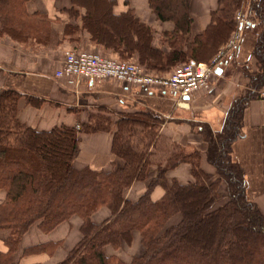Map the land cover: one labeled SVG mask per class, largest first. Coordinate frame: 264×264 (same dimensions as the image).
I'll return each instance as SVG.
<instances>
[{
    "label": "trees",
    "instance_id": "obj_1",
    "mask_svg": "<svg viewBox=\"0 0 264 264\" xmlns=\"http://www.w3.org/2000/svg\"><path fill=\"white\" fill-rule=\"evenodd\" d=\"M28 0H0V36L25 44L55 46L57 34L43 12H28ZM84 8L81 25L90 41L108 55L136 61L158 75L188 60L209 61L239 29L234 14L241 9L256 24L250 53L254 69L243 67L248 90L228 110L223 127L202 129L207 160L216 177L200 166L201 152L187 149L159 131L162 118L150 110L122 113L113 123L112 152L123 160L120 167H76L79 133L110 130V119L95 116L79 127L36 129L17 116L20 93L0 90V228L7 229L0 264H11L21 235L36 223L48 231L78 215L81 238L67 256L54 264H264V213L247 197L244 170L231 157V144L239 135L245 103L259 97L264 87V0H218L202 32L190 34V0H148L160 21L173 29L153 45L155 30L141 22L132 8L112 10L113 0H70ZM72 14L76 13L73 8ZM73 26L67 24L66 32ZM167 47V51L163 47ZM231 52L234 51H230ZM106 54V53H105ZM180 163L191 166L192 181L166 177ZM157 167L145 191L136 199L125 197L135 180L145 178L148 165ZM226 191L220 189L221 183ZM163 188L152 198L155 186ZM110 210L100 223L90 216L98 208ZM179 214L175 223L170 218ZM133 231L140 235L143 253L128 262L104 248H118ZM56 242L27 246L23 253L51 251Z\"/></svg>",
    "mask_w": 264,
    "mask_h": 264
},
{
    "label": "crops",
    "instance_id": "obj_2",
    "mask_svg": "<svg viewBox=\"0 0 264 264\" xmlns=\"http://www.w3.org/2000/svg\"><path fill=\"white\" fill-rule=\"evenodd\" d=\"M217 5L218 0H190L191 35L204 30L210 21V11ZM128 7L134 10L141 22L155 30L153 45H160L162 33L173 29L171 21L156 18L148 6V0H113L114 13L125 11ZM72 8L77 14L70 12ZM26 10L30 13L40 11L50 18V28L57 34L58 43L55 46L32 45L20 43L9 36H0V90L13 89L20 93L17 116L22 123L36 129L61 125L79 127L95 116L108 117L111 123L109 131L79 133L78 153L73 165L109 169L123 164V160L111 149L114 121L122 113L150 110L163 119L159 128L161 133L188 149L200 150L201 168L215 173V167L207 160V141L202 129L207 126L220 131L232 103L249 88L242 68H255L250 55L255 41L251 32L256 24L254 21L248 20L237 48L231 54L227 52L215 68H219L220 72L211 75L209 88L181 96L159 85L144 87L115 79L94 81L55 76L54 72L61 66L67 49L95 51L104 55H108V52L90 41L88 32L81 25L84 8L72 4L70 0H28ZM67 24L73 26L72 31L66 32ZM163 49L167 51L166 46ZM131 59L136 60V57ZM231 157L244 170L247 197L264 213V96L259 95L245 103L239 135L231 144ZM156 174L157 167L148 165L145 178L134 181L126 189L125 197L136 200ZM165 175L181 182L193 179L188 163L169 168ZM162 192L163 188L157 185L151 196L158 198ZM3 197L4 192L0 191V202ZM109 215L108 207L102 206L90 218L92 222L100 223ZM81 223L82 219L74 214L48 231L42 230L36 223L30 225L20 237L11 264H54L63 260L82 236ZM7 235L8 230L0 228V251L6 250L3 239ZM46 242H56V246L51 251L23 253L27 246ZM104 251L128 262L143 253L140 235L133 231L129 241L123 239L118 248L106 245Z\"/></svg>",
    "mask_w": 264,
    "mask_h": 264
},
{
    "label": "built area",
    "instance_id": "obj_3",
    "mask_svg": "<svg viewBox=\"0 0 264 264\" xmlns=\"http://www.w3.org/2000/svg\"><path fill=\"white\" fill-rule=\"evenodd\" d=\"M239 29L233 31L227 42L209 61L188 60L175 65L167 75H158L145 70L136 60L119 59L95 51H79L73 48L64 52L61 66L54 75L86 78L94 81L115 79L139 86L159 85L179 95L208 89L209 78L219 66L226 53L234 51L242 39V29L248 18L241 9L234 14ZM264 96V87L259 91Z\"/></svg>",
    "mask_w": 264,
    "mask_h": 264
},
{
    "label": "rangeland",
    "instance_id": "obj_4",
    "mask_svg": "<svg viewBox=\"0 0 264 264\" xmlns=\"http://www.w3.org/2000/svg\"><path fill=\"white\" fill-rule=\"evenodd\" d=\"M113 57H116V58H117V56H115V55H114ZM261 89H262V88H261ZM261 89H260V90H261ZM176 112H178V111L176 110ZM176 112H175L174 114H176ZM176 115H177V114H176ZM165 135H166V134H165ZM187 149H188V148H187ZM199 151H200V150H199ZM200 152H201V151H200ZM111 168H112V167H111ZM113 168H114V167H113ZM215 177H216V174L214 173L212 178H215ZM192 180H193V179H192ZM192 180H190V181H192ZM135 181H139V180H135ZM150 181H151V180L148 181V184H149ZM222 188H223V189H224V188L226 189V185H225L224 182H222L221 185H220V189H222ZM223 189H222V190H223ZM225 189H224V191H225ZM224 191H223V192H224ZM175 218H178V219H179V214H175V215H173V216L170 218L169 223H175V222H177L178 220H176Z\"/></svg>",
    "mask_w": 264,
    "mask_h": 264
},
{
    "label": "water",
    "instance_id": "obj_5",
    "mask_svg": "<svg viewBox=\"0 0 264 264\" xmlns=\"http://www.w3.org/2000/svg\"><path fill=\"white\" fill-rule=\"evenodd\" d=\"M214 72H215V73H218V72H220V69L217 68V69L214 70Z\"/></svg>",
    "mask_w": 264,
    "mask_h": 264
}]
</instances>
